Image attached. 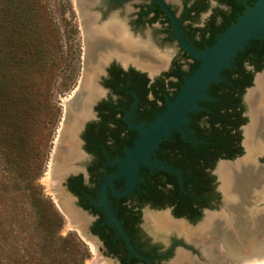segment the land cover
I'll return each instance as SVG.
<instances>
[{
  "label": "flooded vegetation",
  "instance_id": "af4514ba",
  "mask_svg": "<svg viewBox=\"0 0 264 264\" xmlns=\"http://www.w3.org/2000/svg\"><path fill=\"white\" fill-rule=\"evenodd\" d=\"M162 1L179 21L185 40L199 52L209 48L230 22L225 18L230 7L224 0H215L214 5L209 0H182L179 12L169 0ZM80 5L93 15L98 28L107 24L125 28L133 40L137 39L138 44L134 41L137 48L161 54L147 42L146 29L153 30L156 42L177 48V55L167 68L152 73L114 56L105 59L98 46L91 48L93 52L85 51L80 80L65 103L61 130L65 150L72 149L75 154L70 160L78 158V152L79 157L87 158L83 168L76 167L77 159L72 161V170H69L68 160L64 162L68 173L62 186L72 196L78 210L91 218L89 235L98 240L105 254L118 264H166L176 247L192 250L201 245L197 239L193 241L177 232H173L176 236L169 237L168 247L151 243L141 231L142 208L146 206L182 219L191 228H196L194 225L209 214L221 212L224 197L218 168L221 164L241 160L247 153L243 143L250 120L246 95L256 75L264 73V67L257 70L244 62L240 69L232 65L226 72L223 70L221 81L210 84L207 89L209 99L199 101V109L187 115L184 139L173 130L169 139L162 141L150 155L152 163L167 169L150 171L141 166L135 188L125 197L116 198L107 189V204L131 246L148 259L132 261L122 237L107 222L102 208L95 205L100 186L117 171V166L111 163L123 158L139 137L129 123L147 126L155 120L165 109L166 102L177 95L198 61L180 47L169 17L153 0H81ZM164 56L167 64L168 56ZM71 101V107H67ZM259 163L264 165V153ZM57 178L59 184L60 178ZM113 189H125L124 178L117 179Z\"/></svg>",
  "mask_w": 264,
  "mask_h": 264
},
{
  "label": "rangeland",
  "instance_id": "374dc122",
  "mask_svg": "<svg viewBox=\"0 0 264 264\" xmlns=\"http://www.w3.org/2000/svg\"><path fill=\"white\" fill-rule=\"evenodd\" d=\"M169 2L179 12L182 0ZM209 2L215 4V0ZM81 8L87 13L84 6ZM87 17L95 23L94 17ZM201 19H204L203 16ZM152 31L146 29L145 38L160 50L161 54L152 53L164 59L165 64L167 58L164 55L168 56L167 64L160 68L163 70L176 57L177 48L173 44L156 42ZM134 40L138 44L137 39ZM85 46V28L77 0H0V66L8 56H22L10 71L21 90L26 85L27 91H30L22 106L29 117L23 121L20 134L23 136L21 161L27 164V180H13V174L0 170V264H19L22 261L36 264L37 259L29 258L32 255L40 258L38 263L49 264V252L64 251V255L76 259V253L70 255L68 251L73 248H77V258L82 264H89L96 257L118 264L105 254L98 240L88 234L86 237L89 239H86L78 224L69 223L66 214L57 207L47 183L53 153L63 128L65 103L80 80ZM62 145L65 146L66 141ZM76 159V167L83 168L87 158L79 157L78 152ZM74 160L67 161L69 170H72L71 162ZM72 201V208L75 209V202ZM75 210L82 215L84 221L81 227L87 233L91 218ZM156 214L161 212L146 206L142 208L141 231L151 243L168 247L171 243L169 237L176 235L156 230L151 218ZM194 226L197 227V224ZM185 227L188 229L186 236L193 241L197 239L201 242L209 236L196 233V229L186 224ZM232 235L237 242L243 240L242 236ZM213 240L217 242V239ZM203 245L208 246L207 251L210 249L209 242ZM195 247L192 250L176 247L166 264L173 261L179 264L180 257H184L183 264H207L208 259L200 252V247ZM217 247L220 249V246ZM213 249L216 250V246ZM176 257L179 258L177 261Z\"/></svg>",
  "mask_w": 264,
  "mask_h": 264
},
{
  "label": "bare ground",
  "instance_id": "6f19581e",
  "mask_svg": "<svg viewBox=\"0 0 264 264\" xmlns=\"http://www.w3.org/2000/svg\"><path fill=\"white\" fill-rule=\"evenodd\" d=\"M88 1L84 0V2ZM77 2L86 33V51L93 52L91 48L95 49L98 46V51L103 53L105 59L114 56L124 63L132 62L138 67L148 70L150 73L159 70L165 65V60L157 54L137 49L135 40L128 35L122 26H109L107 24L103 28H98L94 21L87 17L93 15H90L88 11L86 13L82 10L83 7L81 8L80 5L81 0H77ZM91 56L89 55V57ZM246 100L249 106L250 120L246 131L245 128L248 124L244 128L245 141L243 140V143L247 153L241 160L233 164H221L218 168L225 196L231 193L230 195H233L231 199L236 203V206L232 203V205H227V207L228 209H233L232 211L236 215L232 217V213L230 215L224 214L217 219L214 218L216 215L209 214L203 223L194 228L198 234L200 232V234L205 233L206 236L209 235L207 238L202 239V241L203 243H210L208 251L206 250L208 246L204 245V253L209 258L210 264H218L219 261H226L228 264H264V259H249V257L264 250V214L257 216V214L251 213V205L248 203V199H251L250 196L253 192L257 196L260 190L261 192L264 190V166L258 165L254 160L255 155L264 150V73L257 75L253 88L248 90ZM71 103L72 101L67 103V107ZM60 144H62L61 132L58 145L56 146L58 149L55 147V153H53V160L48 174L47 183L49 184V192L54 197L55 203H59L61 208H63L69 223L78 224L79 229L81 228L80 232H82L86 239H89L85 236L87 234L84 228L82 229L81 227L84 221L82 215L74 211L69 196H63L65 194L62 191L60 183L58 184L57 181V177L59 176L61 182V176L68 169L64 162L75 156L72 149L65 150L64 148L65 151L60 152ZM258 187L260 188L258 189ZM151 218L155 222L157 229L173 230L178 234L184 235L188 231L183 222L171 220L166 213L152 215ZM226 230H229L228 233L225 232ZM232 233L242 236L243 240L237 242ZM213 239H217V242ZM214 246H216V250L213 249ZM217 246H220V249ZM91 247L93 248L92 245ZM178 259H175V261ZM182 262L184 263V257H180L179 264H183ZM89 264L111 263L96 257Z\"/></svg>",
  "mask_w": 264,
  "mask_h": 264
},
{
  "label": "water",
  "instance_id": "95a60500",
  "mask_svg": "<svg viewBox=\"0 0 264 264\" xmlns=\"http://www.w3.org/2000/svg\"><path fill=\"white\" fill-rule=\"evenodd\" d=\"M153 1L157 3L169 17L173 27V35L180 47L191 58L198 61V65L193 70L192 74L189 77L185 78L182 87L180 88L174 99L172 101L166 102L165 109L156 116L155 120L150 122L147 126L132 125L129 123V126L131 128L137 130L139 137L134 141L133 145L125 151L123 158H117L111 163L117 166V171L109 177L105 178V180L101 183L100 192L98 194V201L95 203L96 206L102 208L104 215L107 217V222L109 224H112L117 230L118 234L122 237L129 254L144 261H148V259L134 250V248L130 244L129 238L123 231L120 222L115 218L112 210L109 208L106 200L107 189H110L116 198H122L129 195L133 188H135L136 183L138 182V170L141 166L148 168L150 171L167 169L164 165L152 163L149 159L150 155L154 152L155 149L158 148L159 144L162 141L169 139L170 134L173 130L178 131L181 137L184 139L185 131L183 129V126L188 123L187 115L189 113L196 112L199 109V101L209 99V96L207 94L209 85L221 81V72L227 68L232 67L231 63L233 59L239 52L244 50L245 46L251 40L264 38V0H256V2L252 6H246L245 12L241 16H239L237 20L232 25H230L220 36L216 38L215 43L210 48H207L201 52L195 50L185 40L180 32L179 21H177L175 15L171 12L167 5L162 0ZM63 150L64 147L62 144H60L59 151L61 152ZM263 153L264 150L255 155L254 160L259 165V158L263 156ZM65 173L61 176L62 178L60 186L64 194L66 196H69L70 201L73 204L72 196L62 186V183L65 180ZM119 178H124L125 189L116 191L113 189V183ZM259 188L260 187H258V189ZM220 189L224 197L222 210L214 218L219 219V216H223L224 214L230 215L231 213L233 217L234 215H236L235 212L232 211L233 209H228L227 207V205H232V203L236 206V203H234L231 199L233 195H230V193L225 196L224 190L222 189V184ZM236 191H238V189H236ZM250 198L251 199H248V203L251 205L250 210L252 211L250 212L253 214H257V216L263 215L264 190L262 192L260 190L259 195L257 196L253 192ZM56 205L61 210V212L64 213L61 205L59 203H56ZM74 207L75 209H78L76 206ZM246 215L248 216V214ZM168 216L173 221H180L185 224L182 219H175L170 215ZM205 219L206 218L200 221L197 227L201 223H203ZM156 230L161 231L164 234L175 232L173 230L166 231L157 228ZM86 234L89 235L88 232ZM203 236L205 237L206 235ZM199 243L201 245V253L206 259H208L207 264H210L209 258H207L204 253L205 246L203 245V241ZM249 259L263 260L264 250L252 257H249ZM171 264H174V261ZM218 264L228 263L226 261H219Z\"/></svg>",
  "mask_w": 264,
  "mask_h": 264
},
{
  "label": "trees",
  "instance_id": "16d2710c",
  "mask_svg": "<svg viewBox=\"0 0 264 264\" xmlns=\"http://www.w3.org/2000/svg\"><path fill=\"white\" fill-rule=\"evenodd\" d=\"M230 7L229 15L225 16L230 20L228 25L223 29L219 36L232 25L239 16H241L246 9V6H252L256 0H224ZM216 41V39H215ZM210 44L209 48L215 43ZM22 56H8L4 59L2 69L0 68V170L8 174H13V180L24 181L27 180V164L21 161V150L23 146L22 133L23 121L29 117L28 111L22 106L28 98L30 91H27L26 85L22 90L20 85L14 79L10 69L13 64L20 62ZM248 62L252 64L255 69L259 70L264 67V38L251 40L233 59V68H242L243 63ZM226 72V69L223 71ZM212 86V85H211ZM10 178V177H8ZM132 245V243H131ZM77 248L68 250L70 255L76 253V259L64 255L66 251L49 252L47 258L49 264H82L79 260V253ZM127 252V250H126ZM128 254V252H127ZM40 257V256H39ZM31 259H37L36 255L29 256ZM132 261H139L136 257L130 255ZM36 261V264H41ZM19 264H33V261L26 263L22 261ZM48 264V262H47Z\"/></svg>",
  "mask_w": 264,
  "mask_h": 264
}]
</instances>
